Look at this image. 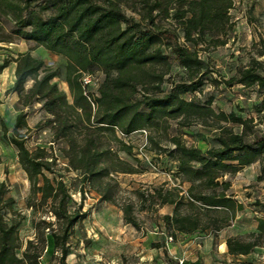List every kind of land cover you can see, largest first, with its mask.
Returning <instances> with one entry per match:
<instances>
[{
  "label": "rangeland",
  "instance_id": "374dc122",
  "mask_svg": "<svg viewBox=\"0 0 264 264\" xmlns=\"http://www.w3.org/2000/svg\"><path fill=\"white\" fill-rule=\"evenodd\" d=\"M162 1L163 10L152 13L156 22L161 28L174 31L179 41L201 59L205 70L200 87L183 96L203 103L211 98L210 106L216 112L232 110L238 116L251 119L247 124V138L261 134L264 110H259V107L264 91L261 92L257 85H229L226 80L247 66L263 70L264 74V64L258 63L264 62V0H232V7L228 8L232 26L228 28L229 23H224L214 37L208 32L194 43L184 40L178 21L171 16L174 12L172 7L177 6L176 1ZM101 2L107 4L105 0ZM113 2L126 17L140 19L141 0ZM35 4H39L38 1L32 6L37 7ZM0 46V63L5 57L9 59L0 72V182L3 185L0 188V206H3L5 217H12L17 223L14 243L18 255L32 239L31 249L41 248L38 264L57 262L60 250L53 244L50 231L53 229L62 235L70 217L76 220L67 230L66 264H172L174 258L168 250L173 252L172 245L189 237L196 245L208 240L207 248L212 250H218L216 243L224 238L257 240L258 245L248 253L261 250L264 254V240L250 234L257 232L256 218H264V158H257L236 173L222 177L230 181L228 192L243 205L228 225L216 231L211 226L190 233L173 230L163 219L164 214L173 212V205L160 204L151 194H155V189L160 186H179L185 193L189 183L182 181L176 172L177 160L170 154L174 148L171 138L178 136L186 145H194L201 150L214 146L218 130L210 125L212 119L184 120L183 114L162 116L153 124L123 133L117 127L114 130L100 129L93 122H88L81 110L78 113L67 110L64 115L54 116L44 109L41 100L35 99L24 105L19 94L10 90L15 79L14 58L25 51L41 58L46 71L56 73L51 82H55L71 102L65 81L66 57L17 35ZM162 49L169 54L168 64L148 66L139 78L146 82L144 85L149 91L153 90L158 95L168 90L173 82L186 77V68L179 64L169 49ZM87 76L89 81L85 83L83 78ZM103 80L104 74L97 67L82 75L84 90L90 94L91 120L96 110L94 98L99 95ZM32 81L27 80L25 90ZM156 86H159V91ZM142 92L143 87L139 83L135 96L139 97ZM21 111L25 113L26 126H19L15 131L16 116ZM226 124L238 125L233 122ZM16 135L23 139L30 151L41 155L38 149L43 148L45 159H52L49 169L44 168L42 172L52 180L51 194H55V198L42 200L41 191L32 188L17 149L9 140L10 136ZM38 178L37 185H42L40 174ZM57 180L62 181L64 190L55 188ZM62 204H65L66 215L58 218L53 210ZM125 210L135 223L126 220ZM192 210L186 205L179 208L181 213ZM220 214L211 213V216ZM200 222L204 224L208 218L202 216ZM209 237H212L211 243ZM249 254L240 257L243 259L239 264H252Z\"/></svg>",
  "mask_w": 264,
  "mask_h": 264
},
{
  "label": "trees",
  "instance_id": "16d2710c",
  "mask_svg": "<svg viewBox=\"0 0 264 264\" xmlns=\"http://www.w3.org/2000/svg\"><path fill=\"white\" fill-rule=\"evenodd\" d=\"M37 1V7L32 6ZM105 1L107 4L101 0H0V45L17 35L65 56V81L72 101L68 102L66 93L55 82H51L56 73L46 71L43 60L29 51L21 52L14 58L15 79L10 90L19 94L24 105L39 99L44 109L54 116L64 115L67 110L76 113L81 110L86 114L88 122H93L100 129L114 130L117 127L123 133L153 124L156 118L162 116L183 114L184 120L212 119L210 125L218 130L214 146L201 150L194 145H186L178 136L171 138L174 148L170 150V154L177 160L176 172L181 175L182 181L189 183L185 193L179 186H160L151 196L160 204L173 205V212L163 215L165 223L168 227L172 226L173 230L190 233L210 226L213 231L219 230L228 225L243 207L228 192L230 181L222 177L236 173L257 158H264V129L261 134L247 138L250 118L238 116L232 110L228 113L222 110L216 112L210 106L211 98L203 103L183 96L200 87L205 70L201 59L185 43L179 41L174 31L161 28L156 22V16L152 13L154 10L157 13L163 10L162 0H141L138 20L126 17L113 0ZM175 1L177 6L172 7L174 12L171 16L178 21L182 37L186 41L194 43L208 32L214 37L224 23H229L228 8L232 7V0ZM165 11L168 16V8ZM231 26L232 22L227 27ZM162 48L169 49L179 64L186 68V77L173 82L168 90L158 95L153 90L149 91L144 85L146 82L139 78L140 73L148 66L168 64L169 54ZM8 61L7 57L3 58L0 72ZM95 67L101 69L104 80L99 87V95L94 98L96 110L91 120L90 94L84 90L82 75ZM262 71L247 66L226 82L229 85H257L262 92ZM41 72L43 74L40 75ZM29 79L33 80L32 85L25 90ZM139 83L143 92L136 97L135 90ZM156 87L159 91V86ZM259 110H264V93ZM227 122L238 125L230 126ZM19 126H26L25 113L22 111L16 116L14 130ZM9 140L17 149L19 161L28 174L32 188L41 191L42 200L55 198L56 195L51 194L52 180L42 172L44 168L49 169L52 159H45L43 148L38 149L41 155H37V151H30L17 135L10 136ZM39 174L42 185H37ZM55 182V188L65 189L61 180ZM2 186L0 182V188ZM180 205L193 210L181 213ZM2 209L3 206H0V264H38L37 257L41 255V248L31 249L32 239L28 240L20 255L15 252L14 234L17 223L12 217L6 218ZM53 213L58 218L66 215L65 204L53 210ZM211 213L222 214L211 216ZM125 215L128 222L135 223L126 210ZM202 216L208 218V222L202 224ZM75 220V217L68 219L62 235L51 229L52 241L60 250V256L55 263L45 261L43 264H66L67 230ZM256 220L257 232L250 234L264 240V218L257 217ZM226 245L231 254H246L258 242L227 238Z\"/></svg>",
  "mask_w": 264,
  "mask_h": 264
},
{
  "label": "crops",
  "instance_id": "0c3cea01",
  "mask_svg": "<svg viewBox=\"0 0 264 264\" xmlns=\"http://www.w3.org/2000/svg\"><path fill=\"white\" fill-rule=\"evenodd\" d=\"M209 240L211 243L212 237H209ZM208 244V240H203L202 244L196 245L192 237H189L172 245L173 252L171 250H168V252L174 258V261L176 258H184L185 264H239L241 259H243L240 257L248 256L249 254L229 253L227 251L226 238L216 243L218 250L208 249ZM249 256L252 264H264V254L261 250L253 254L250 253Z\"/></svg>",
  "mask_w": 264,
  "mask_h": 264
},
{
  "label": "built area",
  "instance_id": "2783aa9c",
  "mask_svg": "<svg viewBox=\"0 0 264 264\" xmlns=\"http://www.w3.org/2000/svg\"><path fill=\"white\" fill-rule=\"evenodd\" d=\"M83 79H84L85 83H87L89 81V77L88 76L84 77ZM172 264H185L184 258H176L174 263H172Z\"/></svg>",
  "mask_w": 264,
  "mask_h": 264
}]
</instances>
